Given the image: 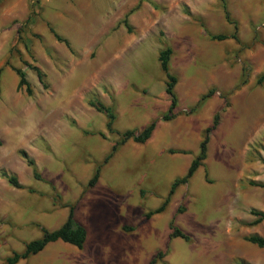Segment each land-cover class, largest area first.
<instances>
[{"label":"rangeland","instance_id":"374dc122","mask_svg":"<svg viewBox=\"0 0 264 264\" xmlns=\"http://www.w3.org/2000/svg\"><path fill=\"white\" fill-rule=\"evenodd\" d=\"M222 2L238 44L209 39L233 33L220 0L0 2V173L21 187L0 176V264L38 239L39 228L56 230L68 205L86 231L82 249L57 241L16 264H147L156 252L163 253L156 264H264V249L245 241L264 240V220L253 226L250 215L264 213V189L254 186L264 183V84L255 85L264 73V0ZM166 48L176 80L174 118L101 164L119 134L166 112L157 62ZM11 68L24 73L30 96L16 89ZM209 90L213 95L189 113ZM91 101L111 110L112 133ZM215 114L201 167L146 220L185 174ZM171 220L188 242L168 239Z\"/></svg>","mask_w":264,"mask_h":264},{"label":"trees","instance_id":"16d2710c","mask_svg":"<svg viewBox=\"0 0 264 264\" xmlns=\"http://www.w3.org/2000/svg\"><path fill=\"white\" fill-rule=\"evenodd\" d=\"M1 1L2 0H0V2ZM220 2H221L222 13H223V19L226 23L232 25L233 33L230 36H223V35L211 36V37H209V39L211 41H216V42H221V41L230 39V40L234 41L236 44H238V40H237V37L235 35L236 34L235 24L231 23L229 21L228 14L225 10V5L223 4L222 0H220ZM28 23H30L29 18L25 21V24H28ZM122 25L128 31L125 19L122 21ZM48 32L50 33V35L52 36L54 41H56L57 43L63 44V46L68 51H70L68 42L65 39H62L59 35H57L51 27H48ZM170 54H171L170 49L166 48V49L160 51L158 53V56H157V62L159 65V69L165 78L164 94L168 97V100H169L166 112L164 114L160 115L159 117H157L156 119L152 120L151 122H149L140 131L128 130V131H124L121 134H119V140L110 147L108 154L102 159L101 164H105L113 156V154L117 150V147L123 145L127 141H131L135 144L145 143L151 137V135L155 129V126L158 122H168L174 118V110L176 109V98H175V95L173 93V88H174V85L176 84V80L168 72V60H169ZM26 67L35 73V76H36L39 84L42 87H45L43 82H42L43 77H42L40 71L37 68L30 66V65L26 66ZM10 70L17 77L16 89L20 90L21 88H23L24 93L27 96H30V94H31L30 88H29L28 83L25 81L24 73L21 70H17V69L11 68ZM241 78H242V80L240 82V85H243V84H245V81H246V72L244 73L242 71ZM262 84H264V73L255 79V85L259 86ZM213 93H214L213 90H209L204 95H202L199 98V100L197 101V103L195 104V106L189 110V113L196 112L198 107H199V104L202 101L210 98L213 95ZM87 105H88V107L92 108L95 112L102 114L105 117L106 123H105L104 128H105L106 132L112 133L113 131L111 129V126L114 122V115L112 114L111 110L109 108L103 107L99 103L92 102V101L88 102ZM217 122H218V114H215L212 117L210 126L204 130L203 138L198 145V152H197L196 156L191 160L185 174L181 178L175 179L172 181V183L169 186L166 198L164 199V201L162 202V204L160 206H158L156 209L149 211L145 214L144 218L146 220L151 218L152 216L159 215L160 213H162L164 208H165V205L168 202L169 197L173 194L174 190L178 186L185 185L187 183V181L192 177L194 172L199 167H201L202 162L205 159V152H206V144L208 141V135L215 129V127L217 126ZM97 135L100 138L103 137V135L101 133H98ZM18 155L20 158H22L25 161L26 166L31 169L33 179L39 181L40 178L34 169L33 163L26 159L25 154L23 152H19ZM99 168H100V166L95 167L92 176L86 182L85 187L87 189L91 188L95 184V182L98 178ZM0 176L2 178H5V180L9 186H11L15 189H21V187L17 183L15 177L8 176L3 172L0 173ZM250 185H253V184H250ZM254 186L264 189V183L263 184H257ZM64 207L67 209L65 219H64L63 223L56 230L47 231L45 229L39 228L40 237L38 239H35V240L27 243L21 253H13L11 257L6 258L5 263L6 264H16L19 261L26 260L27 258L40 253L48 244H51V243H54L57 241H59L63 244L69 245V246H71L77 250H81L82 246L86 240V231L81 225H79L74 220L73 206L68 205V206H64ZM177 213H179V211H177ZM250 215L255 218L251 224L253 226L259 224L261 221L264 220V213L251 212ZM168 230H169L168 239H180L183 242L189 241L188 236H186L184 233H182L180 230H178L176 227L173 226V220H171L169 222ZM127 231H128V229H127ZM245 241L251 245H254L258 249H264V240L262 238H259L257 236H251V237L246 238ZM162 257H163L162 252H156L149 259L147 264H156Z\"/></svg>","mask_w":264,"mask_h":264},{"label":"crops","instance_id":"0c3cea01","mask_svg":"<svg viewBox=\"0 0 264 264\" xmlns=\"http://www.w3.org/2000/svg\"><path fill=\"white\" fill-rule=\"evenodd\" d=\"M86 238H87V236H86Z\"/></svg>","mask_w":264,"mask_h":264}]
</instances>
